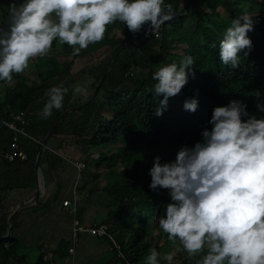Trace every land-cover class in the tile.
Wrapping results in <instances>:
<instances>
[{"label":"trees","instance_id":"1","mask_svg":"<svg viewBox=\"0 0 264 264\" xmlns=\"http://www.w3.org/2000/svg\"><path fill=\"white\" fill-rule=\"evenodd\" d=\"M168 2L172 3L177 16L162 25L157 37L145 36L144 32L138 34L129 43L135 46L138 55L126 57L121 52L112 62L95 98L80 110L64 115L50 136H64L58 152L73 161H83L84 171L91 167L92 158L88 151L98 153L95 167L100 169L104 166L106 169L101 193L106 195L108 212L103 223L109 225V232L130 264H143V258L152 246L161 250L160 245H151L148 238L153 232L151 223L158 226L161 201L168 199L166 189L157 193L148 187L151 177L144 166L147 157L139 146L147 142L155 147L153 157L160 154L164 159L174 158L181 143H192L200 138V129L210 117L213 105L224 104L234 98L243 99L247 101L249 110L256 111V97L251 96L253 89H264V0H192L187 15H184L186 0ZM12 3L13 0H0V26L9 20ZM244 11L250 12L254 19V29L249 32L254 46L247 56L241 54L240 66L234 69L220 60L219 39L231 18ZM135 34L117 21L109 25L102 41L90 44L77 55L71 53L72 46L59 43L60 54L72 57L69 61H61L50 54L35 58L32 63L37 81L22 73L16 74L10 82L0 81V153L8 149L11 139V132L1 124V120L9 121L12 116L26 110L32 113L23 126L31 139L22 140L28 155V160L24 162L29 163L30 176L28 180L22 176L2 189L25 188L34 182L35 157L55 120L90 97L112 54ZM57 43L54 41L53 50L57 49ZM148 51L151 54H146ZM153 51L159 54L156 60ZM187 53L196 58L193 65L195 78H190L180 94L169 98L163 115H156L155 109L162 97L153 94L155 81L152 73L162 63L179 61ZM106 54L109 57L94 71L93 82L86 95L76 98L72 92L67 93L62 109H54L51 116L41 118L40 109L47 99L44 92L53 85L51 81L54 78L67 75L75 61L87 67ZM196 90L200 98L199 108L195 112L185 110L183 100L197 94ZM119 141H123L124 145L116 152L107 154L99 151V148L114 147ZM49 153L44 150L40 166ZM117 159L129 166L127 172L120 174L113 170L112 164ZM59 161L58 157L47 161L50 174ZM0 164L15 173L22 163ZM10 213L0 205V237L6 232V220ZM15 217L16 213L12 228ZM162 234L166 245L163 251H168L174 241ZM19 250V240L13 234L0 241V264H50L42 256L35 262H28ZM182 255L179 264H195L194 258H189L186 252Z\"/></svg>","mask_w":264,"mask_h":264},{"label":"clouds","instance_id":"2","mask_svg":"<svg viewBox=\"0 0 264 264\" xmlns=\"http://www.w3.org/2000/svg\"><path fill=\"white\" fill-rule=\"evenodd\" d=\"M174 16L168 0H13L6 26H0V81L10 82L47 56L53 43L72 46L79 54L105 38L109 25L119 21L132 33H157ZM254 19L248 11L231 18L219 39V58L231 68L253 48L249 32ZM194 55L162 63L152 73L156 115H163L169 98L180 94L195 78ZM86 95L87 82L71 87L64 82L45 89L41 118L62 109L65 96ZM197 94L185 97L183 108L195 112ZM256 111L247 101L230 99L213 105L199 139L183 142L174 158L153 157L148 187L167 190L157 223L169 240L180 241L195 264H264V89L255 88ZM76 168L83 161H73ZM123 255V253H121ZM175 248L152 246L143 264H174Z\"/></svg>","mask_w":264,"mask_h":264},{"label":"crops","instance_id":"3","mask_svg":"<svg viewBox=\"0 0 264 264\" xmlns=\"http://www.w3.org/2000/svg\"><path fill=\"white\" fill-rule=\"evenodd\" d=\"M102 58L103 56L93 60L87 67L75 61L68 74L74 73L75 69L77 72L81 68L80 70H84L81 71L84 73V82L91 85L94 71L101 64ZM74 79L72 78V82ZM63 138L62 135H56L49 138L47 142L46 149L50 153L42 167L46 169L50 177L52 176L53 181L44 186L39 202H33L15 212L16 217L11 234L19 240V254L28 262H35L42 256L50 264H122L106 239L85 232L73 233L72 216L62 207V202L75 198L77 218L83 227H92L105 222L108 210L106 195L101 193L102 186H94V180L87 179V174L85 184L82 183L78 190H73V175L76 171L73 159H68L58 152ZM54 156L60 158V161L55 164V170L50 174L47 171V161L54 159ZM20 163L22 164L16 171L18 173L10 172L8 167L0 164V205L10 212L35 193V169L34 182L31 185L25 188L2 189L5 185L13 184L21 179L22 176L28 180L29 163ZM72 248L74 250L71 254Z\"/></svg>","mask_w":264,"mask_h":264},{"label":"rangeland","instance_id":"4","mask_svg":"<svg viewBox=\"0 0 264 264\" xmlns=\"http://www.w3.org/2000/svg\"><path fill=\"white\" fill-rule=\"evenodd\" d=\"M259 1H261V0H256V2H259ZM218 11L220 13L223 12V10L221 8H219ZM7 23H8V21H6L3 26H6ZM59 46H60V44L57 43L56 44L57 49L56 50L51 49L49 54L53 57H56L57 59H59L61 61L71 60V58H72L71 56H62L60 54V51L58 50ZM134 49H135V46H133V44H131L128 47H125L124 50L122 51V53L126 57L138 55L137 51H135ZM149 53L151 54L150 51L146 52V54H149ZM108 57H109V54H106V56H103V58L101 59L100 62H103ZM153 57H154V60L159 58V54L157 51H153ZM80 64L81 63L79 62V65ZM80 69L77 72L75 71L76 70L75 69L74 73H72V74H68V75L59 76L57 78H54V81H51V82H52V84H58L60 82H64L65 84H70V85H73L76 82H84V73L81 72L84 70L83 69L80 70ZM22 74L27 76L31 80L37 81L36 72H35V69L33 67L32 62L30 64L29 69H27ZM72 78H75L73 82H72ZM90 86H91L90 84H87V88ZM82 96L83 95H80V94L75 95V97H77V98H81ZM123 145H124L123 141H119L114 147L108 146V147H104V148H99V151H104V152H107V154H111L112 152H116V149L118 147H122ZM139 148L143 150V152L145 153V155L147 157V161L144 162V166L148 170V168L151 167V164H152L155 147L146 142V143H143L142 145H140ZM88 153H89L90 157L92 158L90 161L91 167L88 169L86 168V170L82 171L81 173H78L77 171H75V173L73 175V187L75 186V182L77 185L75 190H78L80 184L85 182L86 174L88 175L87 179H89V180L93 179L94 180V186L100 187V186H104V184H105V182H104V176H105V172H106L105 167L103 166L100 169H96V167H95V164L98 160V153L95 150L88 151ZM112 168L114 171H116L117 173H120V174H123L129 170V166L126 167L125 165L121 164L118 159L112 164ZM42 169H44L46 171V169L44 167H42V165H41V174L43 176L44 186H46L49 183L51 184V182L53 181L52 178L49 176V174L47 172H43ZM93 175H96L97 177L94 178V177H92ZM77 177H80V179L76 181ZM151 224H152L151 226H152L153 232L150 235V237L148 238V242L151 245H154V244L160 245L161 251H163L166 248V245L164 243V234H162V230H160L159 227L156 226L154 222ZM173 248H175V250L177 252V256H176V259L174 261V264H179V261L183 257L182 254L186 251L183 249L182 244H180L179 242H176V241L174 243H171L168 250H172Z\"/></svg>","mask_w":264,"mask_h":264},{"label":"built area","instance_id":"5","mask_svg":"<svg viewBox=\"0 0 264 264\" xmlns=\"http://www.w3.org/2000/svg\"><path fill=\"white\" fill-rule=\"evenodd\" d=\"M161 31H162V26L157 33L151 34V36L157 37ZM31 115L32 113L26 110L18 113L17 115L12 116V118L9 121L1 120V124L11 132V139L9 142L8 149L0 153V163L12 164L16 161L24 162L28 160V155L25 152L22 140L25 138L31 139L23 129V126L28 123ZM75 169L78 173H81L82 171H84L85 167L80 169L75 167ZM79 179L80 177H77L76 181ZM76 186L77 185L75 182V186L73 187L74 191ZM62 207L65 208L66 212L72 216V230L74 234L78 232H85L106 239L110 244L111 250H113V252L115 253V256L119 260L123 261L125 264H130L125 254L121 250L119 244L117 243L113 235L109 232L108 224L102 223L99 225H94L92 227L81 226L77 218V202L75 198H73L70 201L66 200L62 202ZM73 250H74L73 248L70 249L71 254L73 253ZM121 253H123V255H121Z\"/></svg>","mask_w":264,"mask_h":264},{"label":"water","instance_id":"6","mask_svg":"<svg viewBox=\"0 0 264 264\" xmlns=\"http://www.w3.org/2000/svg\"><path fill=\"white\" fill-rule=\"evenodd\" d=\"M191 5H192V0H186V10L184 12V15H187L189 14L190 10H191ZM177 15H174L173 17H175ZM141 32H143V30H141L140 32L136 33L135 35H133L131 38H129L127 41L123 42L117 49L116 51L112 54V56L110 57L108 63H107V66L105 68V70L103 71L101 77H100V80L98 81L96 87L94 88L93 92L91 93L90 97L82 104L78 105V106H75V107H72L70 108L69 110H67L66 112H64L63 114H61L54 122V124L52 125V127L50 128V130L47 132V134L45 135V137L43 138L42 142L40 143V148H39V151L37 152V155L35 157V162H34V169H35V180H36V183H35V193L34 195L29 198L28 200H26L25 202H23L22 204H20L14 211H12L7 220H6V232L3 236L0 237V241H2L3 239L5 238H8L10 237L11 235V232H12V220H13V217H14V214L15 212L19 211L21 208H24L25 206L35 202H39V198L41 196V194H43L44 192V182H43V176L41 174V178H42V183L40 184L39 183V172L41 173V166H40V159H41V156H42V153L44 152V150L46 149L47 147V142H48V139L50 138V136L52 135V133L54 132V130L56 129L60 119L70 113V112H73V111H77V110H80L81 108H83L84 106H86L87 104H89L92 99L95 98V96L98 94L99 92V89L110 69V66L112 64V62L115 60V58L124 50V48L138 35L140 34Z\"/></svg>","mask_w":264,"mask_h":264},{"label":"bare ground","instance_id":"7","mask_svg":"<svg viewBox=\"0 0 264 264\" xmlns=\"http://www.w3.org/2000/svg\"><path fill=\"white\" fill-rule=\"evenodd\" d=\"M42 178H41V173L39 172V183L41 184L42 183Z\"/></svg>","mask_w":264,"mask_h":264}]
</instances>
